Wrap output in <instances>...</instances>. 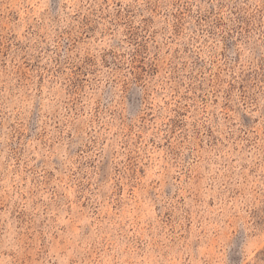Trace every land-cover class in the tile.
I'll list each match as a JSON object with an SVG mask.
<instances>
[{
    "label": "rangeland",
    "instance_id": "374dc122",
    "mask_svg": "<svg viewBox=\"0 0 264 264\" xmlns=\"http://www.w3.org/2000/svg\"><path fill=\"white\" fill-rule=\"evenodd\" d=\"M0 264H264V0H0Z\"/></svg>",
    "mask_w": 264,
    "mask_h": 264
}]
</instances>
